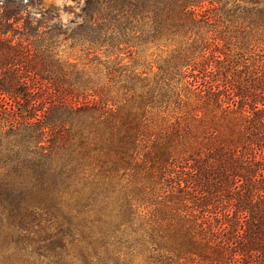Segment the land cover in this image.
Segmentation results:
<instances>
[{
  "label": "trees",
  "instance_id": "obj_1",
  "mask_svg": "<svg viewBox=\"0 0 264 264\" xmlns=\"http://www.w3.org/2000/svg\"><path fill=\"white\" fill-rule=\"evenodd\" d=\"M73 1L0 0V264H264V40H228L264 1ZM177 38L170 116L124 58L109 84L58 58Z\"/></svg>",
  "mask_w": 264,
  "mask_h": 264
},
{
  "label": "rangeland",
  "instance_id": "obj_2",
  "mask_svg": "<svg viewBox=\"0 0 264 264\" xmlns=\"http://www.w3.org/2000/svg\"><path fill=\"white\" fill-rule=\"evenodd\" d=\"M227 4H219L220 7L223 6L225 10L236 11L237 16H246L244 10L239 11V8L244 9L243 7L247 6V3L241 0H223ZM264 1V0H263ZM46 4H56V5H71L73 6V11L79 12L80 7L77 6L76 2L73 0H44ZM83 4V1L80 2ZM215 4L214 6H217ZM204 9L213 8V6L208 4V1L204 2ZM74 15L69 13H64L63 18L65 20L73 17ZM240 21V20H239ZM213 25L205 27V30H199L200 32L197 34L204 33L206 30L213 29ZM254 27L246 28V30H235L232 29V32L228 35V40L230 42V49L234 50H245L246 48H251L254 45H260V42L264 40V29L259 30V33H254ZM196 36V34H194ZM191 39H187L189 43L192 42ZM182 38H177L173 42H144L141 45H131L124 46L122 45L120 49H110L107 48H94L88 49L86 46H82L80 44H71V41L64 42L58 48V58L60 64L66 73L69 75L71 72L76 70L84 71L89 73L93 80L98 82L99 84H109L111 83V76L109 74V67L114 66L116 59L124 58L122 62L125 64L124 72H117V75L120 74L121 77H125L126 75H130L131 73H137L142 77L147 78V82L150 83V87L155 89L157 96V103L161 111V115H171L174 111H172L174 104L172 103L168 106L169 96L173 99V93L169 92V84L172 83L171 76L164 69L168 66V62L170 65L173 64V49L179 48L182 41ZM224 43V42H223ZM221 43V44H223ZM263 44H261L262 46ZM223 47V46H222ZM225 49V48H223ZM184 71L188 72L187 74H191L193 72L192 67L188 69L184 67ZM174 73L176 71L174 70ZM177 73H179L177 71ZM76 75L72 74L70 77L74 78ZM175 81L179 79L178 75H175ZM116 81H121L120 78H116ZM156 108V109H157ZM156 109L154 111H156Z\"/></svg>",
  "mask_w": 264,
  "mask_h": 264
}]
</instances>
